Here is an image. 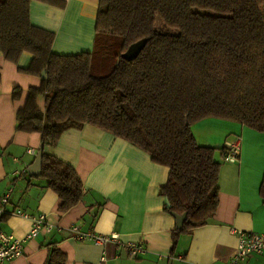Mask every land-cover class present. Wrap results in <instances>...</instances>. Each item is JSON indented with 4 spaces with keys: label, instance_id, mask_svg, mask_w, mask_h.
<instances>
[{
    "label": "trees",
    "instance_id": "obj_1",
    "mask_svg": "<svg viewBox=\"0 0 264 264\" xmlns=\"http://www.w3.org/2000/svg\"><path fill=\"white\" fill-rule=\"evenodd\" d=\"M30 1L0 0V51L14 62L26 51L32 60L23 71H46L17 110L16 129L40 133L39 176L57 194L58 210L81 200L83 184L44 147L91 124L168 168L164 210L187 216L173 230L174 245L180 233L206 224L218 205L215 155L224 150L199 144L192 125L214 117L264 132V0H99L93 49L77 54L52 51L54 33L31 23ZM141 38L140 53L124 59ZM259 194L264 203V174Z\"/></svg>",
    "mask_w": 264,
    "mask_h": 264
},
{
    "label": "crops",
    "instance_id": "obj_2",
    "mask_svg": "<svg viewBox=\"0 0 264 264\" xmlns=\"http://www.w3.org/2000/svg\"><path fill=\"white\" fill-rule=\"evenodd\" d=\"M60 1L62 5L31 0V23L54 33L52 51L56 54L92 51L99 0ZM31 60L26 51L15 62L0 51V198L12 186L6 210L45 213L54 228L28 239L22 255L11 264H49L54 250L51 264L97 262L102 251V264H228L238 244L236 231L264 232V203L259 194L264 132L214 117L192 125L196 141L221 148L226 139L240 135V156L237 162L227 163L216 152L221 161L216 212L206 224L180 233L175 245V219L164 210L166 199L160 192L168 168L154 163L148 153L128 141L91 124L69 128L55 145L44 147L46 153L72 165L83 184L81 200L60 212V200L47 181L27 172L42 144L40 133L16 129L17 110L24 106L30 87L39 86L42 80L23 71ZM36 101L42 111L43 96ZM22 169L26 172L17 177L11 174ZM29 227L30 221L20 216L0 217V229L15 237H23ZM77 232L117 233L122 243L141 241L145 251L134 256L113 240L99 245L78 238ZM238 264H264V252Z\"/></svg>",
    "mask_w": 264,
    "mask_h": 264
},
{
    "label": "built area",
    "instance_id": "obj_3",
    "mask_svg": "<svg viewBox=\"0 0 264 264\" xmlns=\"http://www.w3.org/2000/svg\"><path fill=\"white\" fill-rule=\"evenodd\" d=\"M225 149V150H224ZM224 152L222 153V161L227 163H235L239 159L241 150V136L234 135L224 141ZM34 153V150H29ZM26 170H15L11 174L17 177ZM13 187L10 186L0 198V217L4 215H16L30 221V227L23 237H15L10 233H6L0 229V264H11L12 260L23 253L25 242L35 237L41 232H50L54 228V224L48 220L45 213L30 214L21 209L8 211L5 205L8 203ZM72 230H77L73 227ZM235 231V229H232ZM238 234V244L234 255L228 264H238L252 254H260L264 252V232H246L236 231ZM80 239H88L99 245H104L108 241L113 240L115 243L122 245L131 255H138L145 251V246L141 241H127L122 243L117 233L109 235L95 234L93 232H77ZM105 261V252L102 251L97 262H89L87 264H102Z\"/></svg>",
    "mask_w": 264,
    "mask_h": 264
},
{
    "label": "water",
    "instance_id": "obj_4",
    "mask_svg": "<svg viewBox=\"0 0 264 264\" xmlns=\"http://www.w3.org/2000/svg\"><path fill=\"white\" fill-rule=\"evenodd\" d=\"M147 42V38H141L131 44H129L126 48V50L121 54V56L126 60H132L134 59L140 51L144 48L145 44ZM46 75V71L43 70L41 73V77L44 78ZM42 152H43V144L39 146V149L35 155V158L33 162L27 167V172L31 175H39L41 173V159H42ZM166 207H169V203L166 200L165 203ZM170 214L175 219V227L177 229H182L183 222L186 219V213H183L181 215H178L174 212H170Z\"/></svg>",
    "mask_w": 264,
    "mask_h": 264
},
{
    "label": "rangeland",
    "instance_id": "obj_5",
    "mask_svg": "<svg viewBox=\"0 0 264 264\" xmlns=\"http://www.w3.org/2000/svg\"><path fill=\"white\" fill-rule=\"evenodd\" d=\"M263 16H264V9H263ZM218 152V151H217Z\"/></svg>",
    "mask_w": 264,
    "mask_h": 264
}]
</instances>
